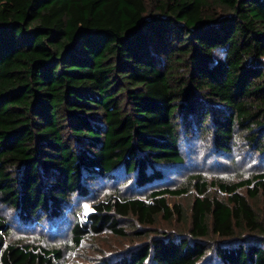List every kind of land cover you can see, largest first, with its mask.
I'll return each instance as SVG.
<instances>
[{"label": "trees", "instance_id": "trees-1", "mask_svg": "<svg viewBox=\"0 0 264 264\" xmlns=\"http://www.w3.org/2000/svg\"><path fill=\"white\" fill-rule=\"evenodd\" d=\"M203 140L221 157L242 144L264 159V0H0V264L64 254L12 240L2 207L57 230L102 180L125 192L92 203L74 244L125 236L130 219L143 240L89 264H264V214L249 200L264 201V172L194 174L187 232L155 226L185 217L167 194L189 187L159 184Z\"/></svg>", "mask_w": 264, "mask_h": 264}, {"label": "rangeland", "instance_id": "rangeland-1", "mask_svg": "<svg viewBox=\"0 0 264 264\" xmlns=\"http://www.w3.org/2000/svg\"><path fill=\"white\" fill-rule=\"evenodd\" d=\"M207 143L206 140L202 142H193L192 152L187 155V162L182 167L171 171L170 173L173 174L170 176L167 175L165 181L159 184L163 185L168 183L167 187L170 189H180L184 186L189 187V191L182 195L167 194L170 205L180 203L184 207L186 210L185 217L181 221L177 219L167 221L162 217H158L155 226L159 230L172 233L187 232L191 204L194 197L197 195L196 190L190 186L192 183V175L199 174L207 179L208 182L215 180L235 182L252 177L256 173L264 172V159H260L259 156L253 155L244 145L238 144L229 156L221 157L215 154L213 149L207 146ZM123 185V182L113 185L108 180H102L91 184V187L96 189L94 199L75 201L71 206L73 212H67L69 224L57 230H52V226L45 223L43 225L25 227L13 219L10 221V210L2 207L3 214L6 215L9 222L12 223L11 239L20 240L24 243L41 245L47 248L63 249L64 254L60 264H89L124 251L143 240L132 234V231L139 225L136 220L130 219L121 224L128 231V234L125 236H117L110 231H104L100 234L90 233L85 236L82 245L79 247L74 244L71 233L73 224L92 211V203L116 194L119 191L121 193L125 192ZM240 191L246 194L247 187L240 188ZM149 192L150 188L137 192L128 191L126 193L148 197ZM209 194L222 199L227 198L225 194L219 191L217 186H210ZM249 200L257 214L262 217L264 214L263 198L257 197Z\"/></svg>", "mask_w": 264, "mask_h": 264}]
</instances>
